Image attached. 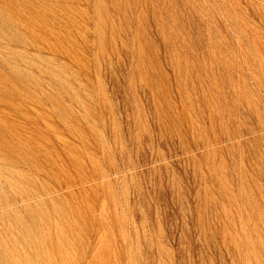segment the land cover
<instances>
[{"label":"rangeland","instance_id":"1","mask_svg":"<svg viewBox=\"0 0 264 264\" xmlns=\"http://www.w3.org/2000/svg\"><path fill=\"white\" fill-rule=\"evenodd\" d=\"M0 264H264V0H0Z\"/></svg>","mask_w":264,"mask_h":264}]
</instances>
